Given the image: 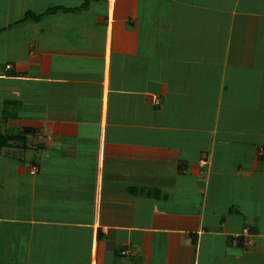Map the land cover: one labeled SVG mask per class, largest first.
<instances>
[{
    "label": "crops",
    "instance_id": "crops-1",
    "mask_svg": "<svg viewBox=\"0 0 264 264\" xmlns=\"http://www.w3.org/2000/svg\"><path fill=\"white\" fill-rule=\"evenodd\" d=\"M0 122V264H264V0H0Z\"/></svg>",
    "mask_w": 264,
    "mask_h": 264
},
{
    "label": "trees",
    "instance_id": "trees-1",
    "mask_svg": "<svg viewBox=\"0 0 264 264\" xmlns=\"http://www.w3.org/2000/svg\"><path fill=\"white\" fill-rule=\"evenodd\" d=\"M75 10H78V9L76 8ZM40 17L41 16H36L34 14L28 13L25 15V17L21 21L23 22L28 19H39ZM29 134L30 133L28 129H25L22 132L16 133V134H12V133L0 130V155H7L6 153L9 152L10 154L9 156L20 159V150L21 148L27 147V145L25 144V141L28 139L27 136ZM103 252H104L103 244L100 243L99 250H98L99 264H101Z\"/></svg>",
    "mask_w": 264,
    "mask_h": 264
},
{
    "label": "rangeland",
    "instance_id": "rangeland-1",
    "mask_svg": "<svg viewBox=\"0 0 264 264\" xmlns=\"http://www.w3.org/2000/svg\"><path fill=\"white\" fill-rule=\"evenodd\" d=\"M4 107H5V106H4ZM2 109H4V110H5V108H3V107H2ZM2 127H3V125H2V124H1V122H0V130H2V129H1ZM7 152H8V151H7ZM4 153H6V152H4ZM6 154H7V155H10V154H9V152H8V153H6ZM12 155H13V154H12Z\"/></svg>",
    "mask_w": 264,
    "mask_h": 264
},
{
    "label": "built area",
    "instance_id": "built-area-1",
    "mask_svg": "<svg viewBox=\"0 0 264 264\" xmlns=\"http://www.w3.org/2000/svg\"><path fill=\"white\" fill-rule=\"evenodd\" d=\"M156 105H159V101L156 102ZM33 172H34V170H33ZM236 242H237V240H235L234 243L236 244ZM124 254H125V253H124Z\"/></svg>",
    "mask_w": 264,
    "mask_h": 264
}]
</instances>
